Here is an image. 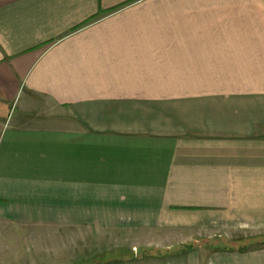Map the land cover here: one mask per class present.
Wrapping results in <instances>:
<instances>
[{"label": "crops", "instance_id": "0c3cea01", "mask_svg": "<svg viewBox=\"0 0 264 264\" xmlns=\"http://www.w3.org/2000/svg\"><path fill=\"white\" fill-rule=\"evenodd\" d=\"M227 234H264V0H0V264H264Z\"/></svg>", "mask_w": 264, "mask_h": 264}, {"label": "rangeland", "instance_id": "374dc122", "mask_svg": "<svg viewBox=\"0 0 264 264\" xmlns=\"http://www.w3.org/2000/svg\"><path fill=\"white\" fill-rule=\"evenodd\" d=\"M35 117H37L39 119H43V118L44 119H47V118H49V116L40 115V111H37V113L35 114ZM186 235H187L186 233H179V237H178V235H176V234H164L163 233V234H160L158 236L159 238L157 240H159V242H162V244L165 246V245L172 244L173 241L171 240V237L172 238L175 237V238H177L176 239L177 241H180L181 239L183 240L186 237ZM152 236H154V235H152ZM226 236L229 239L228 240V242H229L228 245L233 246L235 248H238L240 246L241 247H247L248 246L247 249L249 248V250H253L254 248H257V247H260V246H264L263 242H261L264 239L263 240L262 239H260V240H257L256 239L258 237L264 238V234H258V235H242V234H238V235H234L233 234V235H231V234H227ZM200 239L206 241V239H204V237H202V236H200ZM151 240H155V239L152 237ZM133 251L132 252L135 253L136 252V249H134ZM118 254H115V256H122V257H119L120 259L125 256L124 254H122V255H118ZM115 256H113V257H115ZM86 264H92V262L91 261H88V262H86Z\"/></svg>", "mask_w": 264, "mask_h": 264}]
</instances>
